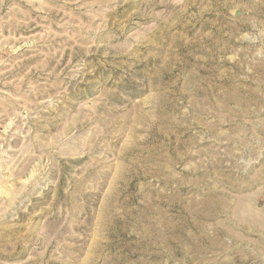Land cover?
Listing matches in <instances>:
<instances>
[{"label":"rangeland","instance_id":"obj_1","mask_svg":"<svg viewBox=\"0 0 264 264\" xmlns=\"http://www.w3.org/2000/svg\"><path fill=\"white\" fill-rule=\"evenodd\" d=\"M0 264H264V0H0Z\"/></svg>","mask_w":264,"mask_h":264}]
</instances>
